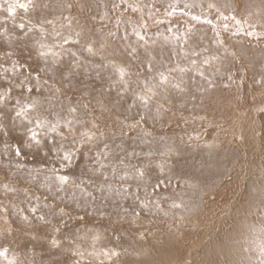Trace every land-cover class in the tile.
Instances as JSON below:
<instances>
[{
	"label": "rangeland",
	"instance_id": "rangeland-1",
	"mask_svg": "<svg viewBox=\"0 0 264 264\" xmlns=\"http://www.w3.org/2000/svg\"><path fill=\"white\" fill-rule=\"evenodd\" d=\"M235 4L236 0H0V92L11 90L5 104L0 105V124L5 128V132H0V178L11 181L18 188L26 187L29 182L33 186L54 182V177L49 180L50 173L41 167L46 163L51 166L53 161L23 148L29 125L17 115V109L34 99L40 100V111L50 121L54 123L58 119L67 123L71 119L67 108L51 93L45 94L44 88L48 85L41 87L48 79L49 84L64 80L66 84L90 92L88 99L96 106L94 115H107L110 110L116 112L113 102L121 97L116 91H109L112 69L106 67L116 63L131 70L135 83L129 84L116 115L105 120V140L90 146L91 153L81 155L90 166L99 150L107 151V157L102 153L100 157L106 165L103 174L93 176L82 171L80 178L94 180L96 186L102 188L98 195L103 199L96 204L112 215H126L124 208L131 202L128 197L141 183L136 176L137 169L146 165L151 168L163 161L166 159L163 153L170 152L172 146L164 141L157 142L139 129L131 136L124 135L126 129L122 131V126L114 123L116 116L121 119L128 116L127 103L136 94L149 90L156 91L160 103L171 106L177 116L188 114L189 108L192 115H200L199 95L191 93L197 100L193 103L189 93L171 86L164 88L160 80L162 73L169 75L171 70L172 76L183 75L189 82L193 77L200 81L202 77L196 73L203 68V75L213 78L218 87L213 93L214 103L208 109L213 119V126L207 133L209 146L189 153L185 166V174L193 183L190 196L192 206L198 210L196 214L178 235L166 236L162 242L149 240L143 244L137 240L136 229L124 224L108 227L106 239L79 243L88 251H119L121 264H219L224 246L234 232L239 189L248 178L246 172L242 178L240 167L246 161L264 159V85L257 84L251 72L241 81L239 65L224 55L218 34L224 36V43H231L232 47L237 45L229 42L218 28L206 23L218 21L213 15L215 8L210 5H217L228 14L235 10ZM245 4L254 6V0H242V6ZM69 16L75 18L73 24L80 33L78 37L74 33V37L81 44L92 45L100 54L84 55L79 67H73L75 60L71 56L59 65L40 64L36 58L38 50L59 51L58 46L64 43L61 37L53 34L47 21H56L57 31L65 32L60 25ZM42 25L48 29L44 39L40 33ZM66 46L79 48V45ZM241 55L258 77L257 70L264 64V48H243ZM193 59L196 65L191 63ZM205 63L207 68L203 67ZM41 67L48 71L41 74L38 82L34 76ZM181 69L186 71L182 73ZM234 70L235 83H232L228 78ZM225 83L230 86L225 88ZM157 107L153 105L150 113L155 119L161 118ZM136 111L132 110V119L136 118ZM167 115L176 121L171 113ZM81 119L89 120V114L82 111ZM130 122L131 119L125 120V123ZM65 143L71 146V141ZM17 145L27 159L17 157ZM73 194L83 201L79 191L68 193ZM139 195L142 197L143 192L139 191ZM36 250L38 254L43 253L38 258L48 264H70L73 259L50 252L45 244H37Z\"/></svg>",
	"mask_w": 264,
	"mask_h": 264
},
{
	"label": "clouds",
	"instance_id": "clouds-1",
	"mask_svg": "<svg viewBox=\"0 0 264 264\" xmlns=\"http://www.w3.org/2000/svg\"><path fill=\"white\" fill-rule=\"evenodd\" d=\"M210 7L215 8L213 15L218 17V21L213 24L212 20H208L206 23L218 28L219 33L226 35L229 42L237 45L232 47L231 43H224V36L218 34L224 55L230 56L239 65L241 81L251 72L256 83L264 85V64L257 70V77L252 65L247 64L241 55L243 48H264V0H254V6H242V0H236L235 10L228 14L217 5ZM74 19L69 16L60 25L66 34L57 31L56 21H47L52 26L53 34L61 37L64 43L58 46L59 51L49 53L38 50L36 58L40 64L47 65L51 62L59 65L66 57L71 56L75 60L73 67H79L84 61V55L100 54L92 45L81 44L75 38L80 33L76 31ZM40 33L41 39H44L48 29L42 25ZM66 45H79V48ZM191 63L196 65L197 62L193 59ZM106 67L112 69L109 91H116L121 97L113 102V109L118 112L129 84L135 81L127 67L116 63H110ZM203 67L207 68V63ZM47 71L41 67L34 78L39 82L41 74ZM180 71L183 73L186 70ZM196 75H200L202 79L197 81L193 77L189 82L183 75L172 76L170 70L169 75L161 74L160 85L189 93L193 103H197V100L191 93L199 95L200 115H192L189 108L188 114L180 113L177 116L171 106L160 103L156 91L149 90L148 93L136 94L127 103L128 116L123 119L116 116L114 123L118 122L122 131L126 129L123 131L124 135L131 136L139 129L157 142L164 141L172 146L170 152L163 153L166 157L163 161L155 163L151 168L146 165L137 169L136 176L141 183L139 189L128 197L131 202L124 208L126 215H112L110 211L96 204V201L103 199L102 195H98L102 188L97 187L94 180L80 178L82 171L93 176L103 174L102 170L106 165L100 157L101 153L107 157V151L99 150L90 166L81 159V155L85 152L91 153L90 146L105 140V120L109 116H115L116 112L110 110L107 115H94L96 106L88 99L90 92L66 84L64 80L49 84L48 79H45L41 84L42 88L48 85L44 88L45 94L51 93L62 103L71 119L67 123L58 119L53 123L40 111L41 101L35 99L17 109V115L23 117L29 125L23 148L28 153L39 152L42 157L53 161L51 166L46 163L41 167L50 173L49 180L54 177V182L36 186L29 182L26 187L18 188L11 181L0 178V253H4L0 255V264H48L38 258L43 253H37V244L47 245L50 252L73 257L70 264H121L119 258L122 254L119 251H88L79 242L106 239L108 227L115 228L124 224L136 229L137 240L143 244H147L149 240L162 242L166 236L178 235L198 211L191 204L193 183L185 174V166L189 153L209 146L207 133L213 126V119L208 109L214 103L213 93L218 87L213 78L203 75V68ZM235 75L236 70L229 76L230 82L235 83ZM229 86V83L224 84L225 88ZM27 91L31 93V88ZM10 93V89L8 92H0V105L5 104ZM153 105L158 106L157 113L161 118L150 116ZM133 109L137 110L135 119H132ZM82 111L89 114V120L81 119ZM168 113L176 117L178 122L168 117ZM129 119L131 122L125 123ZM0 132H5L3 124H0ZM66 141H71V146ZM20 147L15 146L17 157L27 159ZM35 158L33 155L32 159ZM245 172L248 178L239 189V206L233 218L234 232L224 246L219 264H264V159L246 161L240 167L242 178ZM75 191L81 193L83 201L74 194L68 195ZM139 191L143 192L142 197Z\"/></svg>",
	"mask_w": 264,
	"mask_h": 264
},
{
	"label": "bare ground",
	"instance_id": "bare-ground-1",
	"mask_svg": "<svg viewBox=\"0 0 264 264\" xmlns=\"http://www.w3.org/2000/svg\"><path fill=\"white\" fill-rule=\"evenodd\" d=\"M261 117V116H260ZM260 119H263V117L262 118H260ZM0 121H1V118H0ZM263 133H262V140H263V142H264V130L262 131ZM264 144V143H263ZM235 207V206H234Z\"/></svg>",
	"mask_w": 264,
	"mask_h": 264
},
{
	"label": "snow or ice",
	"instance_id": "snow-or-ice-1",
	"mask_svg": "<svg viewBox=\"0 0 264 264\" xmlns=\"http://www.w3.org/2000/svg\"><path fill=\"white\" fill-rule=\"evenodd\" d=\"M63 179V178H62ZM0 255H4V253H0Z\"/></svg>",
	"mask_w": 264,
	"mask_h": 264
}]
</instances>
